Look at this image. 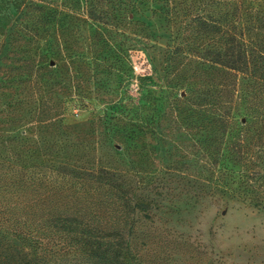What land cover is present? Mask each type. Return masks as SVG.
Instances as JSON below:
<instances>
[{"label":"rangeland","instance_id":"obj_1","mask_svg":"<svg viewBox=\"0 0 264 264\" xmlns=\"http://www.w3.org/2000/svg\"><path fill=\"white\" fill-rule=\"evenodd\" d=\"M34 2L0 0V154L150 183L135 264H264V211L197 195L203 164L171 116L163 26L143 7L109 35L82 20L47 21ZM49 264L82 262L61 251Z\"/></svg>","mask_w":264,"mask_h":264},{"label":"trees","instance_id":"obj_2","mask_svg":"<svg viewBox=\"0 0 264 264\" xmlns=\"http://www.w3.org/2000/svg\"><path fill=\"white\" fill-rule=\"evenodd\" d=\"M40 1L32 5L47 21L109 35L146 7L166 36L172 119L203 164L197 195L264 211V0H64L69 11ZM143 181L0 154V264H49L61 251L82 264H135L137 221L154 204Z\"/></svg>","mask_w":264,"mask_h":264}]
</instances>
